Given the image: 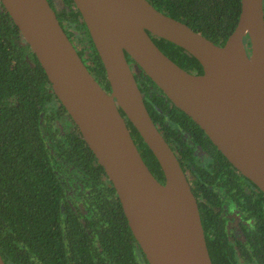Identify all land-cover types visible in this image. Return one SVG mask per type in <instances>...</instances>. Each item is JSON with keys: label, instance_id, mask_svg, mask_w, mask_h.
Returning a JSON list of instances; mask_svg holds the SVG:
<instances>
[{"label": "water", "instance_id": "95a60500", "mask_svg": "<svg viewBox=\"0 0 264 264\" xmlns=\"http://www.w3.org/2000/svg\"><path fill=\"white\" fill-rule=\"evenodd\" d=\"M71 1L102 62L109 91L83 63L47 0L0 3L103 168L147 264H212L195 197L145 107L134 71L142 70L264 195L262 0H239L236 22L220 44L148 0ZM150 35L180 46L202 71L178 65ZM119 110L155 157L162 181L141 158Z\"/></svg>", "mask_w": 264, "mask_h": 264}, {"label": "trees", "instance_id": "16d2710c", "mask_svg": "<svg viewBox=\"0 0 264 264\" xmlns=\"http://www.w3.org/2000/svg\"><path fill=\"white\" fill-rule=\"evenodd\" d=\"M148 1L214 43L224 41L239 11V0ZM75 13L79 14L77 8ZM72 19L75 20L73 16ZM80 22L84 27L83 21ZM150 36L178 65L199 69L196 58L180 46ZM87 37L91 42L88 34ZM91 53L96 72L105 79L93 44ZM134 77L139 80L138 87L150 117L169 141L180 140L185 144L180 137L184 129L189 130L187 121L202 131L142 70L135 72ZM127 124L141 158L162 181L155 157L128 120ZM186 143L189 144V139ZM191 147H187L188 151L182 149L195 181L208 187V183L219 181L225 195L234 198L238 205L258 197L264 200L260 190L258 196L236 197L237 189L231 177L233 167L220 151L215 149L216 162L207 168L199 163ZM221 167L229 170L220 174ZM207 191L201 193L205 195ZM211 206L210 196L199 202L206 231ZM206 245L211 261L217 264L221 253L213 251L207 240ZM0 256L4 264H147L103 168L1 3Z\"/></svg>", "mask_w": 264, "mask_h": 264}, {"label": "flooded vegetation", "instance_id": "af4514ba", "mask_svg": "<svg viewBox=\"0 0 264 264\" xmlns=\"http://www.w3.org/2000/svg\"><path fill=\"white\" fill-rule=\"evenodd\" d=\"M47 2L51 8H53L58 22L65 31L67 37L71 41L83 63L86 65L94 78L99 82V84L104 87V90L109 91L108 82H105L106 78L104 79L100 74H98L93 65L91 59V44L93 43L92 40L90 42L87 37V34L89 35V33L85 24L83 27L80 22V20H82L80 13H75L76 7L74 3H72L71 0H47ZM262 13L264 19V0H262ZM72 16L75 18V20L72 19ZM84 28L86 29L87 34ZM129 63L131 64V61H129ZM185 69L194 73H200L202 71L201 66L199 69L198 67L193 69ZM135 80L139 86V80L137 77ZM119 111L124 116L123 112L121 110ZM124 119L129 129L130 136L133 140V136L131 135L125 116ZM186 126L189 130L184 129L185 131L180 137L181 140L185 142V144L180 140L169 141L166 136H162L178 159L186 180L188 181L190 190L195 197L205 244L207 240L208 245H210L213 251L217 252L218 254L221 253V260H218L217 264H264V209L262 208L264 205L263 197H258L256 200L251 199L244 205H238L234 198H230L225 195L224 190L218 186L219 181H217L216 184L208 183L209 187L195 181L194 174L187 165L186 157L182 148H186L188 151L187 147L192 146L191 149L193 148V152L195 153L199 163L204 166L206 165L207 168L213 163L215 164L216 159H214V154L215 149L217 148L201 128L200 129L203 132L198 130L188 121L186 122ZM186 139H189V144L191 146L186 143ZM219 162L222 161L219 160ZM232 167L233 174H231V177L233 178L237 189L235 196H258L257 192L260 189L247 177L237 171L233 165ZM226 170L229 169L227 167H221L219 173L225 174ZM246 179H248L250 182H247ZM203 190H208L205 195L201 193ZM209 196L212 200V206L209 214V228L206 231L201 219L199 202H204ZM212 264L215 263L212 262Z\"/></svg>", "mask_w": 264, "mask_h": 264}]
</instances>
